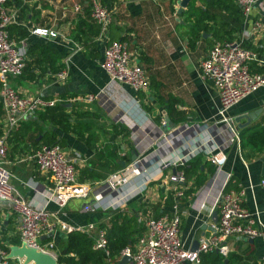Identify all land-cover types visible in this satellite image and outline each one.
I'll return each mask as SVG.
<instances>
[{
    "label": "crops",
    "instance_id": "0c3cea01",
    "mask_svg": "<svg viewBox=\"0 0 264 264\" xmlns=\"http://www.w3.org/2000/svg\"><path fill=\"white\" fill-rule=\"evenodd\" d=\"M78 1L86 4L89 0ZM179 1L114 0L108 37L100 39L96 36L87 45L75 40L72 34L80 17L89 25L93 20L85 11L74 13L72 0H39L30 6L33 12L40 13L29 20V26L48 27L59 31L60 35L48 38L37 36L30 30L26 37L29 46L30 38L55 45L60 54L58 61L62 63L71 54L74 42L83 46L73 56L70 74L65 81H56L48 66V72H44V65L34 61L40 60V56L37 58L39 53H29V47L30 68L22 76L10 79L11 85L22 93L67 98L71 121L87 124L82 125L84 138L74 132L60 135L63 147L80 155L79 177L82 170L89 171L91 179L85 181L93 184L88 197L70 199L64 208L66 214H59L61 220L81 225L94 221L109 229L112 217L119 211L129 217L135 216L138 223L143 224L140 237L146 230L147 217L172 214L173 208L167 204V198L176 187L183 186L186 195L176 201L182 214L180 234L187 249L210 234L216 223L213 213L218 212L219 201L226 192L242 189L245 192L244 207L264 223V187L260 185L264 174V147L260 151L241 146L242 133L247 135L254 129L264 128V86L228 109L225 114L228 121H224L219 112V92L201 75V63L217 42L216 36L204 32L201 38L191 40L190 29L195 22V16L190 17L191 4L195 2L205 8V3L190 0L187 8L180 11ZM255 20L263 22V29L246 36L244 43L257 50L264 59V0L256 1L251 20L233 35L234 39L241 38ZM83 28L89 37L94 35L92 28L86 25ZM123 38L129 42L136 62L147 71L150 79L147 92L139 93L125 82L112 81L100 65L108 41ZM252 64L264 66L256 61ZM91 94L95 96L92 101L84 100ZM256 110L260 113L248 125L234 126L239 134L237 139L230 122L242 113ZM246 121L242 119L241 123ZM251 127L254 128L246 130ZM7 144L4 165L19 181V186L12 185L28 201L44 206L50 193L47 190L51 185L49 178L39 171L25 147L12 153L10 142ZM213 148L222 150L227 156L221 167L210 161L209 150ZM165 158L185 163L198 161L200 168L190 165L185 183L176 185L169 181L167 172L158 171L159 161ZM122 173L128 181L114 180L113 189L101 195L105 199L123 198L119 207L96 208L95 194L101 186L108 185L105 183L107 179ZM201 179L204 181L200 185ZM189 189L193 191L188 194ZM90 204L94 208L85 210ZM49 208L58 209L54 202ZM0 211L6 216L7 235H18V221L12 203L1 201ZM60 232L58 230L56 234ZM229 245L231 252L239 253L248 264H264V237H231Z\"/></svg>",
    "mask_w": 264,
    "mask_h": 264
},
{
    "label": "built area",
    "instance_id": "2783aa9c",
    "mask_svg": "<svg viewBox=\"0 0 264 264\" xmlns=\"http://www.w3.org/2000/svg\"><path fill=\"white\" fill-rule=\"evenodd\" d=\"M28 5L39 0H23ZM241 8L244 23L251 20L254 5L257 0H235ZM91 17L100 26L99 38L106 39L109 27L113 22V11L100 0H89ZM78 0H72L74 13H82L84 6ZM18 23L29 26V20L22 17L17 6L9 0H0V99L3 106V117L0 118V202L10 201L18 221L19 238L21 242L52 254L57 258L54 238L56 232H86L94 238V247L104 252V264H118L125 256H130L126 264H199L201 254L212 250L218 251L224 257L231 253L229 239L231 237H264V223L255 213L244 207L245 192L233 190L226 192L218 204V220L208 236H203L197 250L193 251L184 247L181 238L182 214L176 199L186 195L185 188L178 186L174 189L175 204L172 214H163L159 217H147L146 230L139 237L135 245L124 247L119 254H113L109 246L108 228L96 222L87 224H69L61 220L59 214H66L64 208L72 198H86L93 190V184L80 181L77 165L80 155L66 150L60 144L42 145L37 148L29 158L34 161L39 171L47 175L51 183L48 199L44 206L39 207L24 198L12 185L11 171L5 167L8 152L7 137L20 127L24 122L36 115L38 111L53 107L65 101L61 97H47L41 93L27 94L18 91L11 85L12 77H20L26 67L29 41L27 38L16 40L11 38L9 26ZM263 29L261 20L252 21L251 29H245L241 38L230 41H217L201 63L203 79L210 80L219 92L220 114L224 121L226 112L232 106L253 93L257 88L264 86V72L252 71L251 64L256 61L264 64L257 50L244 43L246 36L258 33ZM29 30L37 36L56 38L59 31L48 27L29 26ZM70 55L63 61V67L54 73L56 81L68 79L73 56L83 49L79 42H74ZM101 67L110 75L114 82H125L136 92H147L150 88V79L146 69L134 59L130 51L129 42L126 40H109L104 48V57ZM94 95L84 97L92 101ZM80 99V97H79ZM165 122V121H164ZM232 131L237 139L239 134L234 126ZM210 161L218 167L226 163L227 156L214 148L209 150ZM185 162L171 158L159 161L158 171L167 172L169 181L180 185L185 183L186 174L181 168ZM126 183L127 177L122 174L113 175L101 186L95 194L96 208H118L123 198L108 199L102 195L104 191L113 189L114 180ZM264 187V174L260 179ZM126 197V195H123ZM128 196V194H127ZM54 202L58 209L53 211L49 205ZM92 204L85 210L93 209ZM6 216L0 211V264H23L18 258H9V249L5 246L4 231ZM51 233L54 235L51 236ZM46 236V240L42 237ZM15 259V260H14Z\"/></svg>",
    "mask_w": 264,
    "mask_h": 264
},
{
    "label": "trees",
    "instance_id": "16d2710c",
    "mask_svg": "<svg viewBox=\"0 0 264 264\" xmlns=\"http://www.w3.org/2000/svg\"><path fill=\"white\" fill-rule=\"evenodd\" d=\"M17 6L22 14V17L27 20H31L36 17L40 11L33 12L34 9L30 8V5L24 3L23 0H9ZM103 4L111 7V3L114 0H100ZM205 3V9L202 6L196 5L195 2L191 4L192 14L190 17L195 16V22L193 23L190 33L191 40H196L203 36L204 32H212L216 36L217 41H230L234 39L233 33L241 29L244 25V16L241 8L235 0H203ZM84 13L91 20V8L88 4L84 7ZM32 12V13H31ZM199 12V15H197ZM32 14V15H31ZM93 20V19H92ZM210 21L212 23H210ZM93 24L89 25L88 21L80 17L77 21L75 30H73V38L77 41H82L84 44H88L89 41H93L94 37H99L100 26L96 21H91ZM112 24V23H111ZM86 25L88 28L93 29L92 37L87 35ZM111 26V25H110ZM10 36L13 39L21 40L30 35L29 26L14 23L9 26ZM110 31V27H109ZM29 53H39L40 60L34 59V61H40V64L44 65V72L49 71L56 73L63 67V63L58 61L60 58L58 48L45 41H36L30 38ZM121 40H125L124 38ZM50 56L48 60L46 57ZM48 55V56H47ZM35 57V56H34ZM31 61H26V67L24 71L30 68ZM48 64V65H47ZM48 66V67H47ZM256 66V67H255ZM252 71L264 72V66H257L251 64ZM48 72V71H47ZM31 75V74H30ZM1 89V84H0ZM75 96V95H74ZM65 101L59 102L53 107H48L45 110L38 111L36 115L24 121L20 127L10 133L7 137V141L10 142L12 153L19 147H25L29 153H33L37 148L42 145L60 144L63 146V141L60 139V135L63 133L74 132L80 137L84 138L82 125L86 123H75L71 121V114L68 112V100L61 96ZM3 106L0 99V118L3 117ZM254 127L246 129L251 130ZM1 134V131H0ZM41 136V138H40ZM29 141V142H28ZM264 128H257L249 132L247 135L241 137V146H251L257 150H262L264 147ZM21 145V146H20ZM196 169L200 168L198 161H189L184 163L179 168L185 171V174H189V168L191 166ZM91 173L89 171H81L80 181L91 179ZM204 179H201L198 184H202ZM193 189H189L188 194ZM167 204L173 208L175 204L174 194H170L167 198ZM170 210V209H169ZM164 214V213H163ZM163 214H158L159 217ZM100 226L105 227L103 224ZM143 231V224L138 223L135 216H126L122 212H116L112 217V226L108 229L109 246L113 254H119L120 251L128 246L133 245L139 235ZM54 238L56 249L58 251V264H104V252L94 247V238L82 231H72L69 233L60 232ZM4 240L8 243L20 244L21 240L18 235L8 236L5 228ZM46 240V239H45ZM9 249L8 245L5 246ZM119 263V262H118ZM199 264H248L245 258H243L237 252H231L227 257H224L216 250H212L201 254V262Z\"/></svg>",
    "mask_w": 264,
    "mask_h": 264
},
{
    "label": "water",
    "instance_id": "95a60500",
    "mask_svg": "<svg viewBox=\"0 0 264 264\" xmlns=\"http://www.w3.org/2000/svg\"><path fill=\"white\" fill-rule=\"evenodd\" d=\"M190 0H180V11H182L184 8H187ZM260 111H251L247 113H242L235 117L234 121H231V126H238L243 127L245 125H248L253 119H256ZM242 119H246L247 121L245 123H241ZM214 221L217 222L218 220V212L215 211L213 213ZM54 235V233H51V236ZM43 239H46V236L42 237ZM9 247V258H18L22 261L23 264H58V259L54 257L52 254L43 252L37 248L29 246L25 242H21L20 244H7ZM199 245V242L196 241L193 246L191 247V250L195 251L197 250ZM130 261V256L125 255L119 262V264H126Z\"/></svg>",
    "mask_w": 264,
    "mask_h": 264
},
{
    "label": "rangeland",
    "instance_id": "374dc122",
    "mask_svg": "<svg viewBox=\"0 0 264 264\" xmlns=\"http://www.w3.org/2000/svg\"><path fill=\"white\" fill-rule=\"evenodd\" d=\"M7 168H8V166L7 165H5ZM10 168V167H9ZM190 179V178H189ZM11 183H14V184H16V185H18L19 186V181L16 179V178H14V177H12L11 178ZM15 260V259H14Z\"/></svg>",
    "mask_w": 264,
    "mask_h": 264
}]
</instances>
